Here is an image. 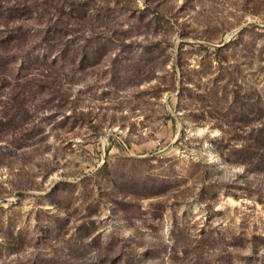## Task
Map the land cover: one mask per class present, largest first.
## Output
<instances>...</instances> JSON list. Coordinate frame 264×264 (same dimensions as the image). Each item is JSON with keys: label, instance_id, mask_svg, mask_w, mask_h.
<instances>
[{"label": "rangeland", "instance_id": "obj_1", "mask_svg": "<svg viewBox=\"0 0 264 264\" xmlns=\"http://www.w3.org/2000/svg\"><path fill=\"white\" fill-rule=\"evenodd\" d=\"M0 264H264V0H0Z\"/></svg>", "mask_w": 264, "mask_h": 264}]
</instances>
